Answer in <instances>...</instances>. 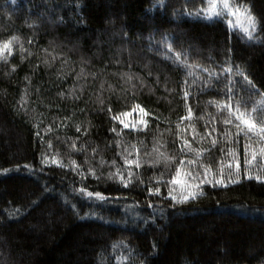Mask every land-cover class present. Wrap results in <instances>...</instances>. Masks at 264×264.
Listing matches in <instances>:
<instances>
[{"label": "trees", "instance_id": "16d2710c", "mask_svg": "<svg viewBox=\"0 0 264 264\" xmlns=\"http://www.w3.org/2000/svg\"><path fill=\"white\" fill-rule=\"evenodd\" d=\"M231 2L251 38L210 0H0V264H264V0Z\"/></svg>", "mask_w": 264, "mask_h": 264}, {"label": "snow or ice", "instance_id": "6c2138e0", "mask_svg": "<svg viewBox=\"0 0 264 264\" xmlns=\"http://www.w3.org/2000/svg\"><path fill=\"white\" fill-rule=\"evenodd\" d=\"M224 8H225V9H228V8H229V4H228L227 2L224 3ZM237 10H238V9H237ZM247 11H248V19H249L250 25H251V27L254 29V28L256 27L255 17H253V16L250 14V10H247ZM228 14H229V15H232L233 13H232V12H229ZM217 15H219L218 12H213L212 15H209V16H207L206 18H208V19H214ZM243 31L246 32V33H248L249 38H251V32H249V30H248L247 28L243 29ZM4 47L7 48L8 45L5 44ZM0 51H2V50H0ZM244 78H245V80H247V77H246V76H245ZM249 83H251V82L249 81ZM185 97L187 98V93H185ZM229 100H231V91H230V90H229ZM226 107L229 108L230 112L232 111L231 104L226 105ZM141 111H143V109H141ZM235 111L237 112V116H236L237 120L241 121V123H242L244 126H246L247 129H248L250 132H252L253 130H255V129L257 128V124H256V122H255L254 119L245 118L243 115H241V114L239 113V106H237V108H236ZM182 119H184V118H182ZM121 123H123V122L121 121ZM224 123H226V124H227V123H231V121H230V120H225ZM124 127H125V128H128L129 125H128V124H124ZM238 127H239V125H238ZM77 131H79V128L77 129ZM112 131L115 132L116 129L114 128V129H112ZM259 132L264 133V126H260V128H259ZM37 135H39V133H37ZM187 143H188V142L185 141V144H187ZM213 144H215V140H213ZM260 151H261L262 153H264V148H262ZM252 158H253V160L256 159L255 154H253V157H252ZM130 163H131V162H130ZM137 166H139L138 163H137ZM237 168H239V164H237ZM248 178H249V179H252L253 177L249 176ZM255 179H257V180L259 181V180L261 179V177H260V176H256ZM233 182L236 183L237 181H233ZM171 183H173V184H180L181 181H180V180L173 179V180L171 181ZM217 183H223V180H219V181H217ZM126 186H127V184H125V187H126ZM159 191H160L159 188H156L154 192H153L151 189L149 190L150 194H159ZM87 195H88L89 197H92L93 195H95V197L100 198V199H104V198H105V197L103 196V194H102V193H99V192H97V193L88 192ZM169 195L171 196V193H169ZM171 198H172V200H174V201L177 200V198H176L175 196H171ZM190 198H196V193H191V192H190L188 195H184V196H182L181 199L178 200L177 202H178V203H184V202H187ZM149 207H151V204H149Z\"/></svg>", "mask_w": 264, "mask_h": 264}, {"label": "rangeland", "instance_id": "374dc122", "mask_svg": "<svg viewBox=\"0 0 264 264\" xmlns=\"http://www.w3.org/2000/svg\"><path fill=\"white\" fill-rule=\"evenodd\" d=\"M225 2L229 4L228 9L224 8ZM210 4L208 15H212L213 12H218L219 14L227 15L230 22L236 27H240L241 29L247 28L249 31L253 30L248 19V11L246 9L235 6L231 0H210ZM229 12H232L233 14L229 15ZM121 117L120 119H123L126 124L139 126L145 120V112L141 111V108H138L130 113L124 114Z\"/></svg>", "mask_w": 264, "mask_h": 264}]
</instances>
